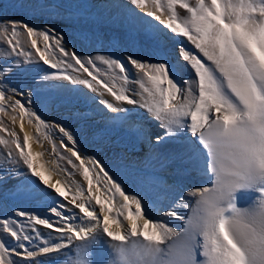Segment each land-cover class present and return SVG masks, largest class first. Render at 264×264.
Wrapping results in <instances>:
<instances>
[{"label": "snow or ice", "instance_id": "snow-or-ice-1", "mask_svg": "<svg viewBox=\"0 0 264 264\" xmlns=\"http://www.w3.org/2000/svg\"><path fill=\"white\" fill-rule=\"evenodd\" d=\"M129 3L132 18L146 26L139 32L144 43L119 55L82 56L46 21L37 26L0 16V117L13 125L0 119V145L7 148L0 156V188L22 176L8 194L34 206L14 205L0 218V264H264V0ZM162 37H185L198 52L181 44L173 54ZM187 66L195 79L183 78ZM31 71L41 85L68 81L144 109L158 128L139 124L138 136L163 166L176 165L172 184L162 188L175 193L171 200L160 191L126 190L107 165L84 154L73 129L47 121L37 88L18 79ZM99 104L124 113L117 119L129 116L109 100ZM25 122L34 132L25 131ZM33 140L41 147L49 140L52 153L79 172L87 188L67 179L51 182L60 173L38 159L44 152H33ZM189 167L206 183L185 191L181 174ZM245 198L251 203L242 206ZM163 217L182 223L171 226ZM37 226L51 231L46 236Z\"/></svg>", "mask_w": 264, "mask_h": 264}, {"label": "rangeland", "instance_id": "rangeland-1", "mask_svg": "<svg viewBox=\"0 0 264 264\" xmlns=\"http://www.w3.org/2000/svg\"><path fill=\"white\" fill-rule=\"evenodd\" d=\"M79 1H80V3H84V4H88V5L90 4L92 9H95V10L99 8L98 5L105 6L106 3L110 4V0H73V1L71 0L70 3H68V0H66V1H63V0H61V1L60 0H0V16L12 18V19H20L23 17V18L28 19L30 23L35 24L37 26H43L41 24V22L46 21L49 25H54L60 32L65 34V39H66V41H68V48L70 50L73 49V47H74V50L76 52L80 53L82 56H88L89 54L95 55L96 52H101L103 54H109L103 48L104 45H107L110 48L112 47V52L119 55L121 51H123L125 48H127L125 46V44H127V45L131 44L132 45V43H133V45H135L133 52H136V51H138L137 50V48H139L138 46L140 44L144 43L143 36L139 35V32L141 31L139 28L142 26L140 23H137V25L135 27H132V26L128 27L127 25H125L126 22H124V20H120L119 23L112 24V25H109L105 22H102L101 20L100 21L99 20L96 21L94 19L88 20L87 14L84 13V11L83 12L80 11L81 9L78 10V8L75 6L76 4H74V2H79ZM21 3L36 4L37 7L35 8V10L21 9L19 7V5ZM47 5H52V7H47ZM56 5H60V8H57ZM81 8L83 9V7H81ZM129 8L133 9L135 7H133V8L129 7ZM106 9H107V12H103L104 16H111L112 11H110V7L106 6ZM127 10H128V7H127ZM135 11L140 12V14L143 15V10L135 9ZM127 15H131V13H129ZM33 17H35V19H33ZM131 17L132 16H130V18ZM147 19L151 20L152 18L148 17ZM152 22L159 24V21L153 20ZM120 33H122V35ZM85 37H87V39H85ZM23 41H26V37ZM179 41H183L186 45L185 47L190 46V42L187 41V39L185 37H173L172 39H164L162 37L160 39V43L162 45H165L167 47L168 51H170V46H173L174 44L178 43ZM89 42H91L93 47H97V48H93L96 51H93V49L88 50L89 48L87 47L86 43H89ZM25 45H26V48H29V50H30V46L27 44H25ZM101 48H102V50H101ZM194 52L196 53V52H198V50L194 49ZM44 67L46 68L47 66H44ZM103 67H101V68H103ZM76 74L78 75L79 73L73 72L72 75L76 76ZM82 74H83L84 78H87L86 73H82ZM185 74H187V73H185ZM33 77H35V71L28 72L23 77H18V79H23V80H25V82L33 83V84L35 82L39 81L38 77L36 78L35 81H33ZM44 84L48 85L49 87H53V88L58 87V85L59 86L60 85H64V86L67 85L71 89H79V88H81L83 90L86 89V91L89 93V95L95 96V97L98 96L96 93L91 92L89 89L85 88L84 86H82V85H71L70 82H68V81L66 82V84L65 83L63 84L59 80H49L47 82H44ZM131 85H134V84H130V85H128V87L132 88ZM136 86L138 87V85H136ZM34 87H36L38 92L41 93L39 91V89H41L39 85H34ZM45 88H47V86ZM42 89H44V88H42ZM52 90H54V89H52ZM134 98H136V97H134ZM62 100L64 101V99H62ZM66 101L71 102L68 99ZM131 106L132 107L129 109L128 118H130L132 116V114H136L137 118H135V119L133 118V120H134L133 123L129 125L131 127L121 131V133L117 136V139H122V138H125L128 136L130 139H134V140L138 139L140 136H138V134L136 132V127L139 124H144V126L148 127V128H158V125H156L154 123H148V120H147L148 114L145 112L144 109H138L137 105H131ZM47 114L48 113H45V111H44V114H43L44 118L53 124L63 123L67 126H70V124H73L75 121H78L79 128L83 129L82 131L79 130L82 134V135L81 134L78 135L79 144L85 145V146H83V148L85 149V152H84L85 155H87V156L93 155V156H96L97 158H99V155L101 153L104 155L106 152L113 151V149H114L115 152L120 153V155H122L118 159L119 162H116V165L120 164L123 167H125V165L126 166L128 165L127 164L128 161L126 162V159L129 160V159L133 158L129 152L126 153V152L120 150L118 147L115 148L116 146L113 143V142H115V139H110L111 143H107V145H103V146L101 145V146L94 147V148L90 147V144H89L90 142H93V143L97 142V140L100 139L101 136L109 138V137H111L110 134H112V132L116 131V127L113 125L115 123H112V125L103 124L102 128L100 127V128H98V130L96 129V127L94 126V123H98L103 119L106 120L105 117H103V116L98 117L97 115L94 116L95 115L94 112L92 113L91 111L84 110V109L83 110L80 109L77 111L66 110V111L61 112V113L60 112H56V113L54 112L53 114L50 112L48 115ZM117 115H118V117H121L124 115V113L119 112L117 114H114V116H117ZM63 118H65V119H63ZM128 118L125 120H128ZM0 119H2L4 121V123L7 127L12 125L10 122V119L7 116L0 117ZM106 124H109V121H106ZM117 127H119V125ZM73 130L77 133L76 128L75 129L73 128ZM100 130H101V132H100ZM136 134H137V136H136ZM21 139H22V137H21ZM86 141L89 143H87ZM45 142H46V144H45ZM47 142H48V144H47ZM55 143L57 145H59V143H60L59 139H55ZM47 146L52 149V143L49 140H43V146L41 147V145H40V148H41L42 152L44 151V156L40 157L38 159L45 161V162H49L50 167H54V165L57 166L56 160L54 161V163H55L54 165L50 164L53 162L50 160L51 157L47 156V154L45 152L47 149ZM148 147H149L148 144H145V148L147 149ZM0 155H2L1 152H0ZM104 157L106 158L105 155L103 156V158ZM110 159L114 160L112 157ZM102 160H104V159H102ZM105 160H107V159H105ZM160 160L161 159L155 153V155L149 157V159L146 160L145 169L151 168L152 169L151 171H154L161 176H165L160 171V168H161L160 166L163 164L162 161H160ZM129 162H132V159ZM57 168H58V171H60V173H63L61 171L60 167H57ZM173 172L176 173V166L174 167ZM181 176H182V182H181L180 186L183 187L184 190H185V184H187V182L185 181L186 179H193L194 181H196V180L206 181V178H204L203 173L201 171H198L197 169H194L191 167L188 168L187 172L182 173ZM195 183L197 184L198 182H195ZM160 187H161V185H160ZM3 188L4 187L0 188V190H2L4 193L7 190L6 189L3 190ZM162 188H163V186H162ZM6 193H8V191ZM10 198H12V197L10 196ZM166 198H167V200L168 199L171 200V197H166ZM12 200L14 201L15 199L12 198ZM162 219H164L168 223H172L173 220H175V219L169 218V217H163ZM36 259L41 260L42 257L38 256Z\"/></svg>", "mask_w": 264, "mask_h": 264}, {"label": "bare ground", "instance_id": "bare-ground-1", "mask_svg": "<svg viewBox=\"0 0 264 264\" xmlns=\"http://www.w3.org/2000/svg\"><path fill=\"white\" fill-rule=\"evenodd\" d=\"M63 1H66V0H63ZM70 2H71V0H68V3H70ZM74 4H76L75 6L78 8V10L81 9L80 11H82V12L84 11V13L87 14L88 20H90V19H94L96 21L97 20H99V21L101 20L102 22H105V23H107L109 25L117 24V23H119L120 20H124V22H126L125 25H127L128 27H130V26L135 27L137 25V23H140L142 25L139 28L140 30H142V29H144L146 27L139 20L133 19L132 17L130 18L131 15H127V14L131 13L129 7H132V8L135 7L133 5H130L129 0H110V4L106 3L105 6L98 5L99 8L96 9V10L92 9L90 4L88 5V4L80 3V1L79 2H74ZM106 6L110 7V11H112L111 16H104L103 12H107ZM81 7H83V9ZM127 7H128V10H127ZM178 11L181 12V15H186L184 10L178 9ZM120 34L122 35V33H120ZM24 39H25V37H21L22 42H23ZM181 44L184 47L186 46L183 41H179L178 43L174 44L173 46H170V51L174 54L175 50ZM86 45L89 48L88 50H90V49L92 50L93 48H97V47H93L91 42L86 43ZM125 46L130 51H133V49L135 48V45H133V43H132V45L131 44H129V45L125 44ZM25 47H26V45H25ZM103 48L106 50L107 53L112 52V47L110 48L109 46L104 45ZM186 48L191 50V51H193V52H194V49H195L194 46L191 43H190V46H187ZM101 50H102V48H101ZM137 50H139V48H137ZM93 51H96V50L93 49ZM101 67H103V65H101ZM184 72L187 73V74L183 73V78L184 79H195L194 71L190 68V66H187L186 71H184ZM78 75H80L81 78H84L82 73H79ZM59 81L61 83H63V84L64 83L66 84V82H67V81H63V80H59ZM34 85H39L40 88H41V89H39V91L41 92L40 93V98L47 105L45 113L49 114L51 112L53 114L54 112L55 113L56 112H60L61 113V112H64L66 110L77 111V110H80V109L81 110L84 109V110H89L92 113L94 112V114H95L94 116L97 115L98 117L103 116V117L106 118V120L103 119V120H101L98 123H94V126L96 127L97 130L100 127L102 128L103 124L112 125V123H115L113 125L116 127V131L112 132V134H110L111 137L107 138V137L101 136V138L98 139L97 142H94V143L93 142L89 143L87 141L86 142L90 144L91 148H94V147H98V146H101V145L102 146L103 145H107V143H111L110 139H115V142H113L114 145L116 146L115 148L118 147L120 150H122V151H124L126 153L129 152L130 155H132V157H133V158H131L132 162H129L131 159H129V160L126 159V162L128 161V163H127L128 165L127 166L125 165V167H123L120 164L116 165V162H119L118 159L122 155H120V153L115 152L114 149H113V151L106 152L104 154L106 156V158L105 157L103 158L104 155L102 153L99 155V158H98L105 165H107V167L110 170V172L115 174L117 179H119V180H121L123 182V184L126 186V190H130V191L135 192V191H139V190H141L143 188L144 190H147V191H160V193H161V195L163 197H171L172 198L175 195V193H165V192H163L162 186L165 183L168 184V185L172 184V181L175 178V173L173 171H174V167L176 165H169V166L165 167L162 164L160 166L161 167L160 171L165 176H161V175L157 174L156 172L151 171L152 170L151 168H149L150 170L149 169H145L146 160H148L149 157L155 155V153H152L149 150L150 149L149 147H148L149 149L145 148V144H147V142L142 137H139L138 139H135V140L134 139H130L129 136L125 137V138H122V139H117V136L121 133V131L131 127L129 125L133 123V118L134 119L137 118L136 114H132V116L130 118H128V120L117 119L118 115L114 116V114H117L119 112H112V111H110L108 109H105V107L103 105L99 104V100H101V99L109 100V101L113 102L117 108H124V109H128V110L132 107L131 105H128L126 103L120 104L118 102H115L113 100V98L109 94H107L106 92L102 96L98 95L96 97V101L94 102L90 98L92 96L89 95V93L86 91V89L85 90H83L81 88H79V89H71L67 85H65L64 87H61V86L58 85V87L53 88V87H49L48 85H45V84L41 85L40 81L35 82L33 84V86ZM46 86H47V88H45ZM131 86H132V88L138 90V87L135 84L131 85ZM42 88H44V89H42ZM52 89H54V90H52ZM101 91L103 92V89H101ZM136 98H138V97H136ZM62 99H64V101ZM67 99L70 100L71 102L66 101ZM138 109H142V108L138 107ZM63 119H65V118H63ZM106 121H109V124H106ZM118 125H119V127H117ZM68 127L71 128V129H73V128L75 129L76 128L78 135L81 134V132L79 130H81V131L83 130V129L79 128L78 121H75L73 124H70V126H68ZM8 128L9 129L13 128V125L9 126ZM14 129L23 138V133L20 132V128H19V121H17V124L14 126ZM25 131L34 132V128L32 126H30L27 122H25ZM100 132H101V130H100ZM2 135L6 136V134H2ZM136 136H137V134H136ZM31 144H32L33 152H42L41 148H40V144H37L34 140L31 142ZM45 144H46V142H45ZM47 144H48V142H47ZM78 146L82 147V149L85 150L83 148V146H85V145L79 144ZM0 152L2 154L6 153L7 152V148H4L2 145H0ZM45 152H46L47 156L51 157L50 160L53 163H50V164L54 165L55 164L54 161L55 160L57 161V166L54 165V168L57 169V172L60 173V171H58L57 167H60L61 169L67 168L68 171L75 172V170L71 167V165L67 164L66 160H58L57 156L52 153V149L49 148L48 146H47V149H46ZM65 155H70V154L65 153ZM0 156H2V155H0ZM111 157L114 160H111L110 159ZM72 159L75 160L74 157ZM102 159H104V160H102ZM105 159H107V160H105ZM76 163L78 164L79 162L76 161ZM198 171H200V170H198ZM21 179H23L22 176H19L16 179L9 180L8 183L3 186L4 187L3 190L6 189L8 191L14 185L18 184V182ZM57 179H61V180L67 179L70 183L71 182L80 183V184H83L85 188H87V184H86L85 181H83L82 176L79 174V172H75V175L71 176V177H69L67 175V172L60 173L59 175L53 173L51 182H55ZM185 181L187 182V184H185V190L186 191L189 188H191V187H198L200 185L204 186L205 183H206V181H200V180L199 181L198 180L194 181L193 179H186ZM195 182H198V183L196 184ZM160 185H161V187H160ZM93 190L95 191V187L93 188ZM6 192L3 193V191L0 190V218H3V215L6 213L7 209L13 208L14 205H17V206H19L21 208H24L26 211H32L34 209L33 205L29 204L28 202H26V201H24L22 199H15L13 201L12 198H10L9 194L6 193ZM93 203H94V201H93ZM250 203H251V199L250 198H245L243 201H241L242 206H247ZM35 210L36 211H41V209L39 207H35ZM97 211H98V206H97ZM187 212H188L187 209H182L181 210V214H183V215H187ZM42 214H44V213H42ZM21 222H23V218H21ZM181 223H182L181 221L173 220V222L169 223V224L171 226L179 227L181 225ZM37 227L40 228V230L46 236L51 231V230H49V229H47V228H45L43 226H37ZM52 235L53 236H57L58 234L53 232ZM69 255H71V253H69ZM40 257H42L41 260L45 259L43 256H40Z\"/></svg>", "mask_w": 264, "mask_h": 264}]
</instances>
